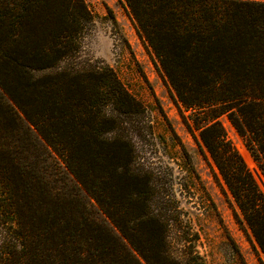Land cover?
Here are the masks:
<instances>
[{
    "label": "trees",
    "instance_id": "1",
    "mask_svg": "<svg viewBox=\"0 0 264 264\" xmlns=\"http://www.w3.org/2000/svg\"><path fill=\"white\" fill-rule=\"evenodd\" d=\"M124 4L155 65L188 111H181L183 123L200 151L210 155L239 209L236 220L245 225L264 264V190L258 179H264V1ZM92 22L84 0H0V264H41L32 241L46 235L52 244L38 249L61 255L50 264H142L132 250L145 264H205L196 249L198 233L177 217L176 208L164 201L158 214L150 212L156 186L149 172L132 168L134 142L112 137L124 121L119 115L141 106L111 68L81 60V38ZM222 116L241 138L256 176L228 138ZM25 143L44 149L43 164L59 174L67 170L87 192L91 174L99 189L108 190L125 187L121 170L145 176L141 190L130 194L141 214L132 222L110 218L114 232L103 219L75 222L65 216L45 221L39 234V212L28 198L51 175L25 159ZM102 191L99 199L105 200ZM101 224L109 232L103 237ZM136 225L140 229L133 234ZM174 241L188 250L175 251ZM113 244L114 251H106Z\"/></svg>",
    "mask_w": 264,
    "mask_h": 264
},
{
    "label": "rangeland",
    "instance_id": "2",
    "mask_svg": "<svg viewBox=\"0 0 264 264\" xmlns=\"http://www.w3.org/2000/svg\"><path fill=\"white\" fill-rule=\"evenodd\" d=\"M84 2L92 13L93 22L87 24L90 29L81 38V60L111 68L122 87L141 106L135 113L119 115L124 121L121 123L119 120V127L112 131V137L117 135L131 139L135 144L132 168L136 172L150 173L156 186L150 212L158 214L164 208V201L176 208L177 217L188 221L198 233L196 249L205 264H261L251 246L250 237L244 231L245 225L236 220L235 214L240 215V212L222 176L208 152L200 151L186 129L181 111L186 115L188 111H184L167 78L155 65L152 50L138 35L124 0ZM221 122L228 138L256 176L255 165L241 138L225 116L221 117ZM109 134L111 131L105 132L106 137H110ZM25 144L30 149L26 152L24 145L25 159L35 164L37 171L47 170L51 175L32 188V198H28L32 210L39 212L35 217V229L38 231L43 229L45 221L70 216L75 222L82 217L93 218L96 222L97 219L106 220V228L108 225L114 232L116 229L110 224V218L120 222L131 221L141 214L139 203L133 201L130 194L141 190L145 176L137 177L135 172L132 176L121 170L125 175V187L108 190L99 189L96 176L91 174L87 192L67 170L59 168L62 171L59 174L56 172L58 169L43 164L44 149L33 150L31 145ZM48 150L50 152L51 148ZM258 179L264 190V179ZM74 187L77 188L75 196L72 195ZM101 190L102 194L107 193L105 200L99 199ZM99 228L105 229L100 234L103 237L108 230L102 224ZM135 228L137 230L130 232L137 234L140 228L138 225ZM39 234L42 233L39 231ZM48 240L46 235L35 236L32 241L33 248H37L35 251L39 250L42 254L41 264L52 263L54 255L61 256L60 253H46L44 249H38L39 246L49 247L52 241ZM134 242L141 247L137 238ZM115 248V244L107 245L106 251L112 252ZM173 249L188 250L175 241ZM132 252L145 264L137 251ZM260 256L264 260L263 255Z\"/></svg>",
    "mask_w": 264,
    "mask_h": 264
}]
</instances>
